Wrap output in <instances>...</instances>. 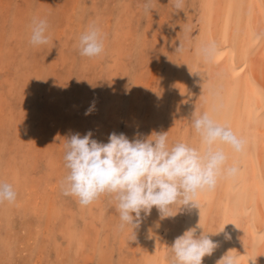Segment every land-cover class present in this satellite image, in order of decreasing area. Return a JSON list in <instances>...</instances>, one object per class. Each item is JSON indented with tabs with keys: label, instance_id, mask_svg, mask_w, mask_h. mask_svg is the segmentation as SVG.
<instances>
[{
	"label": "bare ground",
	"instance_id": "obj_1",
	"mask_svg": "<svg viewBox=\"0 0 264 264\" xmlns=\"http://www.w3.org/2000/svg\"><path fill=\"white\" fill-rule=\"evenodd\" d=\"M34 1L14 0L16 9L0 0V183L17 192L15 203L0 204V264H167L175 238L198 223L218 244L202 264H217L228 251L238 264H264V0H184L179 12L170 0H152L151 12L145 0ZM33 16L47 17L49 44L29 43ZM98 21L101 57L111 58L100 72L99 57H81L75 47ZM60 25L65 37L56 33ZM209 42L216 54L205 63L197 49ZM119 74L133 84L128 98L114 86ZM205 111L247 143L241 153L225 147L238 173L200 193L199 208L161 218L153 207L134 236L117 231L119 215L106 196L82 207L61 194L64 144L77 129L107 143L103 120L124 115L147 129L139 139L167 132L170 145L196 144L191 118ZM124 134L134 139L131 130ZM38 153L42 177L34 173Z\"/></svg>",
	"mask_w": 264,
	"mask_h": 264
},
{
	"label": "clouds",
	"instance_id": "obj_2",
	"mask_svg": "<svg viewBox=\"0 0 264 264\" xmlns=\"http://www.w3.org/2000/svg\"><path fill=\"white\" fill-rule=\"evenodd\" d=\"M170 2L177 12L183 10L184 0ZM143 7L145 12H151L152 0H145ZM28 28L33 47L50 43L47 17L33 16ZM75 47L81 57L89 59L105 53V37L96 22L80 33ZM177 51H183L181 42ZM215 54L212 42L197 49L198 57L205 63H211ZM93 108L94 103L85 114H90ZM191 124L196 144L181 141L170 145L167 132L132 140L113 132L107 143L93 139L91 131L82 137L79 133L72 135L64 144L66 173L59 181L61 194L76 199L82 207L101 196L108 197L119 215L117 231L130 228L133 235L142 221V213L149 215L153 207L161 218L176 216L182 207L199 208L200 193L214 190L220 180L232 179L238 173L235 162L228 163L225 147L241 153L247 142L229 126L219 123L209 111L192 116ZM16 199L13 186L0 183V204H13ZM197 228L202 229L199 235ZM225 238L231 237L225 233ZM217 247L198 223L175 238L169 247L167 264H202L203 258L211 256ZM217 264H238V256L228 251Z\"/></svg>",
	"mask_w": 264,
	"mask_h": 264
},
{
	"label": "rangeland",
	"instance_id": "obj_3",
	"mask_svg": "<svg viewBox=\"0 0 264 264\" xmlns=\"http://www.w3.org/2000/svg\"><path fill=\"white\" fill-rule=\"evenodd\" d=\"M19 1V0H18ZM11 3L12 5H13V7H15L16 9H17V5L14 3V0H8V3ZM39 2V0H35L34 2H33V4L35 3V7H36V4ZM116 9H118V7L116 8ZM11 10H12V8H11ZM103 11V10H102ZM13 12V11H12ZM11 12V15H10V17L14 14V13H12ZM7 16H8V19L7 20H10L9 19V14H7ZM57 17V16H56ZM8 22V21H7ZM98 25L101 27V25L99 24V21H98ZM61 26V25H60ZM62 26L59 28V30H57V34H60L62 37H65V34L66 33H64L63 32V30H62ZM64 30H65V28H64ZM76 39V38H75ZM70 41H72V43H73V45H74V43H75V41H74V38L73 39H71ZM71 43V42H70ZM72 46V45H71ZM68 47V46H67ZM105 57H106V59H105ZM104 58L103 57H99V59L97 60L99 63H97L98 65H96V67H97V70L100 72V68L102 69L103 68V66L105 65V64H107V61L110 59L111 60V58H108V56H105ZM104 61V62H103ZM112 61H113V59H112ZM103 62V63H102ZM101 66V67H100ZM98 71H96V72H98ZM91 72V74H92V72H95V71H90ZM142 75H144L145 76V74H142ZM78 77H75L74 78V80H73V82L72 83H70V85H71V87L72 86H74L73 87V91H78V90H80L81 89V87H82V80H81V82H79V81H77L76 79H77ZM86 81V80H85ZM81 83V84H80ZM114 86H115V88L118 90V93L119 94H121V95H123V97H127L128 98V96H129V93L131 92V89L133 88L132 86H133V84H126L124 81H123V77H122V74H119V75H117V80H116V83L114 84ZM148 107H150V106H148V105H146L142 110H143V112H142V115L143 116H146V114H145V112H146V109L148 108ZM118 121V122H117ZM131 121H129V119H128V117L127 116H124V115H121L120 117H118V119L115 121V120H103V123H104V125H106L107 126V129L108 130H110L111 131V133H113V132H115V133H117V134H120V133H125V131H127V130H131V132H132V138H137V136L141 133V130L143 129V131L145 132H147V129L146 130H144V128H143V126L140 124L138 127H134V126H136L134 123H130ZM113 127V128H112ZM48 130H50V128H47ZM44 131H46V130H44ZM77 133H80V129H77L76 131H75V134H77ZM144 134V133H143ZM80 135H81V133H80ZM129 135H131V134H129ZM38 160H40L39 162L40 163H38V165H37V167H38V170H35L34 171V173H36L37 174V172H38V174H39V176L40 177H42L43 175H44V171H47V169H46V161H45V158H43V156H42V154H40V153H38ZM46 174V173H45ZM107 201H108V203H112L113 204V202L107 197ZM114 205H110V207H107V209H108V211H110V209H112V207H113ZM101 224V223H100ZM114 237H115V235H113ZM112 237V236H111Z\"/></svg>",
	"mask_w": 264,
	"mask_h": 264
}]
</instances>
